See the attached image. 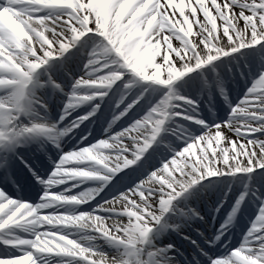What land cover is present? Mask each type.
Returning a JSON list of instances; mask_svg holds the SVG:
<instances>
[{
	"label": "snow or ice",
	"instance_id": "snow-or-ice-1",
	"mask_svg": "<svg viewBox=\"0 0 264 264\" xmlns=\"http://www.w3.org/2000/svg\"><path fill=\"white\" fill-rule=\"evenodd\" d=\"M245 48L252 82L244 99L229 105L227 120L201 118L203 96L218 92L228 102V81L193 69L211 65L214 72L224 63H214L218 57ZM186 73L192 75L173 86ZM117 81L118 98L109 95ZM52 104L59 108L55 122L46 119ZM79 105L87 107L72 118ZM86 121L106 125L108 135L64 152L50 173L41 156L18 151L28 139L42 148L41 136L59 149L61 138ZM117 121L121 130L112 136ZM235 173L250 174L260 190L245 181L215 235L200 233L204 244L217 245L246 199L259 202L260 216L224 259L192 240L200 256L193 255L195 264H264V0H0V264H38L41 254L68 258L60 264H177L169 254L174 245L161 247L158 237L204 221L202 203L210 214L219 212L223 200L208 204L207 185L199 181ZM82 179L99 180L87 199L105 186L111 198L90 212L42 211L82 203L83 197L50 190ZM12 185L37 192L43 186V195L25 203L9 195ZM77 225L115 251L84 246L57 227ZM253 234L258 250L245 247Z\"/></svg>",
	"mask_w": 264,
	"mask_h": 264
},
{
	"label": "bare ground",
	"instance_id": "bare-ground-1",
	"mask_svg": "<svg viewBox=\"0 0 264 264\" xmlns=\"http://www.w3.org/2000/svg\"><path fill=\"white\" fill-rule=\"evenodd\" d=\"M193 2H194V0H193ZM218 2H219V0H218ZM206 3H210V0H206ZM202 13L200 14V18H202ZM219 23V22H218ZM185 27H187V26H185ZM195 29H196V25L194 24L193 25V30L195 31ZM189 38H191V37H189ZM177 43H179V41H174V46H175V44H177ZM93 47V45L92 44H89L88 46H87V49H86V51H90L91 50V48ZM158 59V58H157ZM223 59H225V60H227V64L228 65H231V67L233 66L234 68H236L237 70H239L238 69V66H239V64H240V61H245L246 60V63L247 62H249L248 61V59H245L244 58V55H242V54H239V53H237V52H235V53H229L227 56H221V57H218L217 58V61H215L214 63H217V62H220V61H222ZM246 66H248V65H246ZM207 69L208 70H210L211 71V74H212V76H214V77H216V76H218V71H217V68L215 69V71L213 72L212 70H211V65H202L201 66V69H193V72H199V71H202V70H206L207 71ZM206 71L204 72V77L206 78V79H208V76L206 75ZM189 75H192V74H190V73H186L184 76H181V77H177L176 78V80H174V81H172V84H173V86H176V85H178L182 80H184L185 79V77L186 76H189ZM114 84V83H113ZM113 88L111 89V91H110V95H112L113 94V92H115V95H116V97L118 98V96H119V89H117L116 88V85H114V86H112ZM161 88H163V87H166V86H160ZM135 87H132L131 86V91H135ZM228 89V88H227ZM179 91L181 90V93L183 92L182 91V89H178ZM247 90V89H246ZM124 91H129V90H124ZM131 91H129V95H131ZM214 93V92H213ZM213 93H211V95H212V97L213 98H215L216 99V95L214 96L213 95ZM44 96V95H43ZM48 96V95H47ZM47 96H45V97H47ZM160 95L159 94H156V96L155 97H159ZM204 98H205V96H203ZM94 99H98V97H95ZM244 99V96L240 99V100H243ZM239 100V101H240ZM200 110H202V109H200ZM41 113V116L43 117V116H45V114L44 113H42V112H40ZM242 117H243V115H241ZM200 117H202L201 115H200ZM46 119L47 120H50V121H52V122H55L56 120H58L59 118H55L54 120H52L51 118H47V115H46ZM228 119V118H227ZM226 119V120H227ZM27 122V121H26ZM63 123V122H62ZM252 123H256V121H252ZM104 127H106V125H104ZM119 127H117L116 129H114V130H109V132H110V134L112 135V136H115V133L116 132H118V131H120L121 130V128L120 129H118ZM106 135H108V133H105V131H104V129H103V133L101 134V135H99L100 137L98 138V139H96V140H93L92 142H90V143H95L97 140H99V139H102V138H105V136ZM255 135H257V136H259L260 135V133L259 132H257ZM43 144H47L46 142H44ZM75 145H78V143L76 142V144ZM83 146H88L87 144H82ZM78 146H80V145H78ZM78 146H75V147H73V148H69V149H63L62 151H61V154H60V156L64 153V152H67V151H73V150H75ZM183 146L184 145H182V146H180V148L182 149L183 148ZM202 147V146H201ZM40 153L42 154V156H43V154L44 155H46L45 153H44V150H42V149H40ZM105 154H109L108 152H106ZM60 156L58 157V159L57 160H55L54 162H52V165H53V167H52V170H51V172L53 171V169H54V166L59 162V159H60ZM179 162V161H178ZM224 175H226V174H224ZM224 175H217V176H212V177H205L204 179H202L201 181H199V184H202L203 183V181L204 180H213L214 178H217V177H223ZM228 175V174H227ZM247 176V175H246ZM245 176V177H246ZM230 177H231V175H230ZM244 177V176H243ZM237 178H239V176H235V178H234V180L233 181H235V182H233V184H234V186L235 185H237V186H242V190H244V184H245V181H247L248 183H249V186H250V184H251V182L247 179V177H246V180L245 179H243L242 181H240V182H236V180H237ZM240 178H241V176H240ZM65 184L62 186V187H58V188H54V189H51V191H53V192H57V193H59V192H64V194H66V195H77L78 197H83V199H85V198H87V194H88V191L90 190V189H95L96 187H98V184H99V180L98 179H82V180H72V181H65L64 182ZM80 184H83V185H80ZM73 185H75V187H73ZM79 185V186H78ZM51 187H54V185L53 186H51ZM65 189H67L68 191H65ZM9 195L13 198V199H19V200H21L22 202H25V203H27V201H25V200H23L22 198H20V197H17V196H15V195H13V194H11V193H9ZM43 195V191L41 192V196ZM40 196V197H41ZM111 198V196L109 197V198H107V199H110ZM40 200V199H39ZM101 202H103V201H101ZM29 203H31V202H29ZM34 204V203H33ZM60 205V204H59ZM63 207L62 208H59V209H57L56 211H59V212H62V213H68V214H76V213H78V212H81V211H77L76 213L75 212H71L70 210H68V206L67 205H62ZM96 207H97V205L92 209V210H94V209H96ZM259 209V208H258ZM92 210H86V211H84V212H90V211H92ZM259 216H260V212H259V210H257V213H256V216L254 217V220H253V222H255V221H257L258 220V218H259ZM253 222H252V224H253ZM220 225H218V227H219ZM29 227V226H28ZM48 226H43V227H41V226H37V228H36V230H44L45 228H47ZM59 228H61V227H59ZM252 228V225L244 232V234H243V237H242V241L235 247V248H233L232 250L234 251L237 247H239L242 243H243V241H244V238H245V236H247V235H249V229H251ZM54 230V229H53ZM61 230L63 231V232H67V233H71V235L69 236V238H72V239H77L81 244H83L84 246H87V247H92V246H98V247H100L101 249H103V250H105V251H109V252H111V251H115L114 249H110L109 248V246L104 242V240H102V239H99V238H96L97 237V233H95L93 230H91L90 228H87V227H85V228H80L78 225L77 226H65V227H63V228H61ZM217 230V229H216ZM216 230L214 231V234L213 235H215V233H216ZM11 231H12V233L13 234H16V235H18L19 233H20V231H22V229H17V228H13V229H11ZM256 231L257 232H260L261 231V229H260V227H259V224H257V228H256ZM184 233L185 231L182 229V231H181V233ZM85 237H93V239H84ZM171 243H173V242H171ZM259 243H260V238H258V237H256L255 236V234H253L252 236H251V238L249 239V242H248V244L247 245H245V247L246 248H248V249H251V250H258V246H259ZM162 246H163V244H162ZM228 254H230V252L228 253ZM227 254V255H228ZM44 255H48V256H53V257H56V259H52V260H47V257L46 258H44ZM227 255H224V256H222L220 259H224V258H226V256ZM41 256H42V258H40L39 260H38V264H60L59 262L61 261V260H63V259H68L67 257H63V256H59V255H56V254H41ZM174 258H175V260H176V262H177V264H180V261L178 260V257L177 256H174ZM79 259L80 258H77V261H79ZM45 260V261H44ZM47 261V262H46ZM59 261V262H58Z\"/></svg>",
	"mask_w": 264,
	"mask_h": 264
},
{
	"label": "rangeland",
	"instance_id": "rangeland-1",
	"mask_svg": "<svg viewBox=\"0 0 264 264\" xmlns=\"http://www.w3.org/2000/svg\"><path fill=\"white\" fill-rule=\"evenodd\" d=\"M243 83L241 84V86H245V84L247 83V85H246V87L244 88V87H242L241 88V92H240V94H238L239 95V97L237 98V99H239L240 98V96L243 94V92H244V90L248 87V86H250V83L252 82V78H251V76H248L246 79H244L243 81H242ZM135 86V85H134ZM237 95V96H238ZM229 110H230V107H229ZM229 110H228V112H229ZM241 115H243V114H241ZM213 118V117H212ZM216 118V117H215ZM216 122H217V120H216ZM176 143L177 144H180V146H182L183 145V143H182V141H176ZM229 211V210H228ZM239 238H240V236H239ZM239 240V239H238Z\"/></svg>",
	"mask_w": 264,
	"mask_h": 264
},
{
	"label": "clouds",
	"instance_id": "clouds-1",
	"mask_svg": "<svg viewBox=\"0 0 264 264\" xmlns=\"http://www.w3.org/2000/svg\"><path fill=\"white\" fill-rule=\"evenodd\" d=\"M49 222H52V221H49ZM56 222H57V223H61V222H63V221L60 220V219H56Z\"/></svg>",
	"mask_w": 264,
	"mask_h": 264
}]
</instances>
